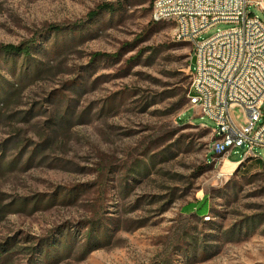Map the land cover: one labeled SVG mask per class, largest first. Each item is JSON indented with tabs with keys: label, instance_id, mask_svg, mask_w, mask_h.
Masks as SVG:
<instances>
[{
	"label": "rangeland",
	"instance_id": "374dc122",
	"mask_svg": "<svg viewBox=\"0 0 264 264\" xmlns=\"http://www.w3.org/2000/svg\"><path fill=\"white\" fill-rule=\"evenodd\" d=\"M152 2L0 0V46H33L0 51V244L14 242L12 264H264V149H238L230 161L253 159L227 168L210 154L216 123L161 95L177 66L165 57L192 44L151 20ZM203 196L205 215L185 211Z\"/></svg>",
	"mask_w": 264,
	"mask_h": 264
},
{
	"label": "built area",
	"instance_id": "2783aa9c",
	"mask_svg": "<svg viewBox=\"0 0 264 264\" xmlns=\"http://www.w3.org/2000/svg\"><path fill=\"white\" fill-rule=\"evenodd\" d=\"M250 7L264 13V0L152 2V21L162 13L177 17L175 40L192 44L195 64L188 92L195 101L188 105L216 123L209 144L212 160H229L238 149L244 150L242 157L264 149V21ZM217 24L229 27L198 40ZM235 106L243 111V124L231 113Z\"/></svg>",
	"mask_w": 264,
	"mask_h": 264
},
{
	"label": "trees",
	"instance_id": "16d2710c",
	"mask_svg": "<svg viewBox=\"0 0 264 264\" xmlns=\"http://www.w3.org/2000/svg\"><path fill=\"white\" fill-rule=\"evenodd\" d=\"M112 6L110 4H102L100 5L96 11L90 12V15L96 14L98 10H105V9H111ZM158 23V22H156ZM183 46H179L178 48H184L187 47V42L183 41ZM32 44H19V45H13V44H6L0 46V51H2L4 54L7 55H21L23 57H29L30 53L32 51ZM193 53V50H191L188 54L180 55V56H173L168 55L165 57V59L175 65L176 67L171 68L167 72V77L169 78L170 82H167L164 87H166L163 92H161V95L165 98H172L178 96V100L175 104V109L182 108L186 101H187V92L190 85V78H191V64H190V57ZM212 156V155H211ZM254 159H256V156H251ZM253 158H246L244 161L239 163L235 169L239 170L240 167L243 165V163L246 160L250 161ZM207 162H211V160L207 159ZM236 162V161H232ZM212 163V162H211ZM233 166V165H232ZM38 202V201H36ZM185 211L187 212H193L196 216H203L208 212V199L206 196H203L200 200H197L196 202H191L185 206ZM14 242H5L0 244V264H12L11 261V249ZM36 250L39 253H42L44 250L42 247L36 248Z\"/></svg>",
	"mask_w": 264,
	"mask_h": 264
},
{
	"label": "bare ground",
	"instance_id": "6f19581e",
	"mask_svg": "<svg viewBox=\"0 0 264 264\" xmlns=\"http://www.w3.org/2000/svg\"><path fill=\"white\" fill-rule=\"evenodd\" d=\"M153 19V10L151 13V20ZM164 21H171L175 26V31L177 29V17H171L169 13H162L160 18L154 19L153 22H164ZM176 33V32H175ZM189 41V40H186ZM187 99L189 101H195V94L193 92H187ZM250 156H255L254 154H250Z\"/></svg>",
	"mask_w": 264,
	"mask_h": 264
},
{
	"label": "crops",
	"instance_id": "0c3cea01",
	"mask_svg": "<svg viewBox=\"0 0 264 264\" xmlns=\"http://www.w3.org/2000/svg\"><path fill=\"white\" fill-rule=\"evenodd\" d=\"M225 165H226L227 168L231 167V165H233L232 167L236 168L238 164H236V163H234V162H232L230 160H226Z\"/></svg>",
	"mask_w": 264,
	"mask_h": 264
},
{
	"label": "water",
	"instance_id": "95a60500",
	"mask_svg": "<svg viewBox=\"0 0 264 264\" xmlns=\"http://www.w3.org/2000/svg\"><path fill=\"white\" fill-rule=\"evenodd\" d=\"M190 64L191 65H194L195 64V55L194 54H192L191 55V57H190ZM243 146H241V148H242Z\"/></svg>",
	"mask_w": 264,
	"mask_h": 264
}]
</instances>
